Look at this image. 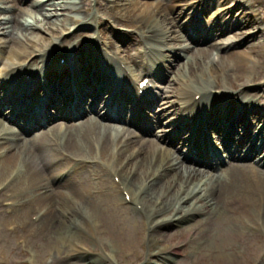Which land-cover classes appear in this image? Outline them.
I'll use <instances>...</instances> for the list:
<instances>
[{
    "label": "bare ground",
    "instance_id": "obj_1",
    "mask_svg": "<svg viewBox=\"0 0 264 264\" xmlns=\"http://www.w3.org/2000/svg\"><path fill=\"white\" fill-rule=\"evenodd\" d=\"M212 1L217 2L218 7L212 16L211 24L200 20L199 15L195 17L194 14V20L185 18L180 26L191 30L189 36L196 46L199 45L197 50L189 45H176L175 43L180 37L174 34L172 28L178 26L183 18L181 16L188 14L186 10L189 8L182 7L184 0H166L165 3L162 0H155L142 3L143 8L140 13L141 18H144L142 25H138L132 15L120 16L117 12H108L115 23L138 27L136 29L137 40L141 43V47L137 48L136 52L130 53V46H125L127 49L115 48L112 45L114 44L112 37H109V42H102L101 38L96 35L91 39L87 49H81L80 43L84 39L78 41V38L89 34V31L78 32L75 35L76 32L71 31L70 27L67 28V23L59 28L62 20L60 16L64 14L59 11L64 10V7L59 8L58 14L47 17L45 22L38 21L30 25V28H36L39 32L37 40L27 37L26 42L19 41L14 48L6 50L7 40L0 38V80H3L0 83V91L5 89L3 86L8 83L7 81L13 82L18 77L19 89L16 94L20 93L18 96L15 94L14 98L13 93L7 97L4 96L2 104H7V106L6 108L0 107L1 114L6 113L13 122H20V119H23L25 124L26 115L30 114L31 119L36 118V113L32 112V108L28 112L22 109L27 100L28 86H30V92L34 91L36 95L38 94V98L43 96L42 92L37 90L39 80L50 92L45 97L49 99L44 106L45 114L48 116L46 107L49 104H53L57 109V115L49 118V122L54 123L50 129L45 130L44 124H39L37 132L26 137L15 133L8 134L6 132L8 128L5 129L0 124V142L8 138L13 140L6 144V153H0V186L5 185L3 187L5 190L0 191V228L6 227V224H2L4 220H12L15 224L8 229V233L14 232L12 235L19 242L29 243L38 235L39 224L42 225L50 219L58 222L56 231L61 239L59 248L61 264L67 262L82 264L80 262H82L83 255L79 251L83 248L81 238L90 233L98 235L99 241H104V233L114 235L116 229L122 228L120 226L116 228V222L123 220L126 211L130 210L129 202L133 204L134 213L137 217L139 215V220L137 219V223L127 227L128 243L132 242L133 231L137 226V236H140L138 246L140 247L146 230L149 229L146 235H149L151 242L162 241L164 237H161L162 235L158 232L163 228V223L193 220V217H199V219L190 226L192 230H195V236L191 240L205 236L216 237L215 229L219 225L222 213L226 239L235 238V242L247 244L249 238L246 232L247 230L253 231L252 233L256 234V243L250 251L257 262L264 260V252H262L264 242L261 237V231L264 234V173L243 159L253 152L262 150L258 156H261L259 163L264 164V135L258 131L256 137L251 140L250 138L254 136L250 133L253 125L252 122L246 120L245 116L252 112L255 113V120L259 121L261 117L264 120V106L258 107L254 98L257 94H251L249 91L250 84L260 76H253L239 70L237 75L235 74V81H232L236 84L231 87L233 89L230 93L223 94V90L217 92L212 87L219 75H227L226 66L215 69L212 67L213 63L235 62L241 67L247 64L252 68L256 62L260 61L259 55L264 51V35L260 34L263 28L260 27L258 13L253 8L254 2L251 0ZM231 1L236 3L228 6L227 4ZM195 2L202 4L206 0ZM255 2L262 3V0ZM137 3L141 2L137 1ZM221 4L224 7L220 6ZM189 6L191 4L187 5ZM102 7L105 5L100 1L99 9ZM180 7L182 9L177 10ZM204 7L203 13L208 12V7L205 5ZM5 8H11V6L7 4ZM235 8H239L238 11H240L236 19H223L224 16H232ZM87 9L86 7L85 10ZM176 13L180 17L177 18ZM102 15L104 14H92L91 18L84 19L81 24L89 27L98 22ZM7 19L15 20V17L9 16ZM1 21L2 19L0 23ZM50 21L53 26L51 24L46 26ZM13 26L20 31L25 29L16 20ZM246 26L252 31L240 43L258 42L250 45L247 51L229 52L239 44L237 40L241 39V35L246 32ZM236 29L238 38L228 36L227 33ZM48 31L57 34L51 40L46 39L44 36ZM109 32L118 41H124L127 38L115 30L114 33ZM191 33H195L194 38ZM68 36L70 38H67ZM133 37L132 35L131 39ZM204 37L206 39L202 41L201 38ZM219 37H223L224 40L219 41ZM57 39L60 40L57 41ZM57 50H59L58 54ZM221 50L228 51L223 54L220 53ZM121 52L126 55L128 71L131 70L133 74L136 71L138 74L145 72L135 85L126 69L122 68V73L118 72L117 59ZM170 52L181 54V57L186 60L185 66L193 65V60L198 58L197 54L203 52L208 53L209 61L201 62L200 70L189 74L184 69H179L173 77L175 86L171 89L170 87L164 89L158 84L164 80V70L173 66V60L167 54ZM257 52L258 55H256ZM146 55L151 59L149 64H144ZM57 56L59 61L58 58L54 59ZM140 57L142 59H139ZM61 58L65 59L64 63L60 62ZM84 61H87L85 66ZM67 62L69 65L72 63V67H69ZM37 63H42V67H36ZM89 64L92 66L89 67ZM219 70L223 73H219ZM119 74L123 76L121 85L118 84L115 76ZM94 75L98 76L96 83L92 79ZM147 75L153 77L155 80L152 82L159 87L154 89L153 95L159 99L160 97L162 100L165 99L175 108L167 114L168 111L166 112L165 108L158 110L153 107L154 115L149 123L154 125L162 123L170 114L173 115L170 119L179 125L185 123L187 126L193 119L194 125L198 126L203 120V125L206 123L208 127L220 130L219 138L224 140V145L228 149L226 153L235 160L233 164L221 167V164L212 162L209 167L217 174L203 176L200 172L186 170L179 164H170V159L163 155L160 146L153 140L140 141L120 134L121 130L118 129L115 130L119 133L116 132L115 136L113 135V124L110 126V124L102 123L97 116L99 106L103 105L104 109L101 110L104 111V117L112 123L118 124L119 122L113 121L120 119L135 121L133 117H139L140 114L137 101L147 96L143 95L136 100L139 95L137 85ZM261 76L263 77L264 74ZM68 81L73 82L68 85ZM126 83L133 85L134 94L129 90L123 95V90H127L125 89ZM231 95H236L238 99L237 103L234 102L236 106H230L229 97ZM117 96L123 98L118 97L116 108L113 111L112 107ZM248 100L250 102L246 103ZM211 102L213 106L215 104L218 106L213 107L214 113L213 110L209 111V108L212 109ZM59 103L62 105L56 106ZM207 106L208 111H204L203 109ZM129 107L135 109L130 117L127 115ZM229 112L235 113H231V117L227 115ZM226 115L227 118L231 117L229 119H231L232 126L235 122L245 126L247 132L243 137L238 138L236 131L229 136H227L228 131L226 134L223 132ZM58 116L69 121L65 128L61 126L62 121L55 120ZM147 126H149L148 123ZM186 126L183 128L179 126L178 130L171 129V131L174 136L178 137L181 134L179 132H183ZM129 130L134 132L133 129ZM165 130L166 128H162L161 131ZM169 134L170 132L167 133L166 138L171 136ZM95 141L99 146L94 144ZM206 143H201L197 148V157L201 160L196 159V162H203V158L209 159L210 148ZM244 144L248 147L245 152L241 151ZM113 146L118 148L117 153H114ZM202 146L204 147L201 148ZM127 150L130 151L128 155ZM239 150L243 154H240ZM123 161L126 163L122 166ZM74 167L77 168L72 170ZM170 170H173L174 174H170ZM113 176L119 177V182L114 181ZM140 180L144 182L140 184ZM173 190L175 195H178V202L172 205V214L164 222L155 221V215L165 208L163 204L165 198ZM153 193H156L155 197H151ZM4 204L7 205L6 208L2 206ZM84 208L88 211L83 210ZM254 210L256 214L252 213ZM248 211H252L251 214ZM141 213H145L150 221L147 228L144 226L146 223L140 217ZM29 214L27 220L26 216ZM34 215H36L35 219ZM112 219H114L113 226L110 223ZM238 221L245 223L244 229L239 226ZM227 240L221 242V245L226 246ZM180 246V242H169L152 251L149 256L178 252ZM66 250L67 252H62ZM104 259L107 260L103 257ZM93 262L104 264V261L96 257ZM218 262L219 264H234L235 261L231 255L221 254ZM128 264H130L129 260ZM137 264H142V260Z\"/></svg>",
    "mask_w": 264,
    "mask_h": 264
},
{
    "label": "rangeland",
    "instance_id": "obj_2",
    "mask_svg": "<svg viewBox=\"0 0 264 264\" xmlns=\"http://www.w3.org/2000/svg\"><path fill=\"white\" fill-rule=\"evenodd\" d=\"M102 1L105 5V7H102L99 9V2ZM137 1H140L141 3L138 4ZM147 1H155V0H0V19L1 25H0V38L2 40H7V48L6 50H10L11 48H14L16 45H18L19 41L26 42V38L29 37L33 40H37L39 35V32L36 28H30L31 24H36L38 21L45 22L47 20V17L53 16L58 14L59 12L64 13L60 18L62 19L59 28H62L64 24H68L67 28L70 27L71 31H74L75 35H77L78 32L83 31H89V34H85L84 36H80L78 38V41H81L80 48L81 49H87L88 44L91 42V39L94 37V35L99 36L101 38L102 42H109V37H112V42L114 41V44H112L115 48H125V46H130L131 52H136L137 48L139 49L141 47V43L137 40V31L136 25L133 27L125 26V23L117 24L113 21L112 18H110L109 13H115L117 12L118 15H132V17L137 20L138 25H142L144 23V18H141V11L143 8L142 3ZM164 3L166 0H162ZM189 1V2H188ZM193 1V2H192ZM196 0H184L183 6L187 9L186 13L187 15H183L181 17L182 20H180L178 26H174L172 29H174V34L178 35L180 38L175 41L176 45H189L191 47H195L197 50V47L199 45H195L187 36V33L191 30H186L185 28H181V24L184 23V19L187 18L188 20H194L195 18L193 15L195 14V17L199 15L200 20L206 21L208 24H211L212 16H214V12L217 10V2H213L212 0H206L205 3L200 4V2H195ZM254 2L253 8L256 9L257 15L260 20V27L263 28V30L260 32V34L264 35V0H262V3L255 2L256 0H251ZM221 3V2H220ZM233 1L229 2L227 4L230 6L231 4H235ZM10 5L11 8H5L6 5ZM191 4V6L187 7V5ZM204 5L208 7L209 11L203 13ZM220 6L224 7L223 4ZM64 7V10H61L58 12L59 8ZM86 7L88 8L87 10ZM182 9L181 7L177 10ZM23 10V12H21ZM200 10V11H199ZM239 8H235L233 10L232 16L227 15L224 16L223 19H236L240 11H238ZM248 11V10H247ZM109 12V13H108ZM250 12V11H249ZM101 15V19L98 20V22H95L93 25H90L89 27L83 26L81 22L86 18H91L92 14ZM218 14V12L216 13ZM15 17V20L18 24H21V26L27 30L20 31L19 29L15 28L13 26V22L15 20L13 19H7V17ZM176 17H180L178 13H176ZM52 21L46 24V26H49ZM53 26V24H51ZM66 29V28H64ZM114 30L120 34L125 35L127 38L124 41H118L115 37H113L109 31H112L114 33ZM13 31L12 33H10ZM238 30H233L232 32L227 33L228 36H232L234 38H238L236 35V32ZM246 32H244L241 35V39L237 40L239 42L238 45H236L235 48H232L229 50V52L234 51H247L248 47L250 45H253L254 43H257L258 41L251 42L249 44H246V42L240 43V41L250 35V32L252 29H250L248 26H246ZM103 32L105 34H103ZM57 34L55 32H50L44 36L46 39L51 40L52 37ZM111 35V36H110ZM134 36L133 39H131V36ZM67 38H70L68 36ZM60 39H57L59 41ZM223 37H219V41H223ZM102 45V44H101ZM225 51L228 50H221L220 53H225ZM59 50H57V53ZM82 52H84L82 50ZM180 52V51H179ZM169 55V58L173 60V66L172 68L168 70H164V80L160 81L158 86L160 88H166L168 89L172 86H175L174 84V73L177 74L178 70H185L187 73H192L195 71H199L201 62H208L209 57L208 53H199L197 54L198 58L194 59L192 62L193 65L189 64L185 66V59L181 57L182 55L177 53L173 54L172 52L167 53ZM258 55V52L257 54ZM260 61L256 62L252 68L248 66L247 64H243L241 67L239 64L235 62L231 63H213V68L220 69L224 68L226 66L225 71L227 72V75L224 74L221 75L217 82L213 84V87H217V91L225 89L229 92L232 90L230 86H235V83H232V81H235L236 73L239 70H243L244 72L251 74L253 76H260L258 79L254 80L249 87V91L251 94H257L255 98L256 103L258 104V107L264 106V76L262 77L261 74H264V51L260 53ZM122 60L125 61L126 55L125 53L121 52L120 57ZM55 59V57H54ZM139 59H142L140 57ZM87 61H84V66ZM197 62V63H196ZM42 63H37L36 67H39ZM160 65V63L158 64ZM89 67L92 65L89 64ZM161 68V66H159ZM162 69H165V67H162ZM209 70V67L207 68ZM210 71V70H209ZM93 71L91 70V73ZM137 73V71L135 72ZM219 73H223L221 70H219ZM236 74V75H235ZM93 80L96 82L97 78L93 77ZM231 80V82H230ZM3 80H0V83H2ZM8 87L7 84L3 86ZM158 87V88H159ZM241 88V87H236ZM169 93V92H168ZM6 94V91H0V95L4 96ZM236 95H234L233 99L230 98L229 102L230 105H235ZM174 97H172L173 99ZM158 99V105L157 109L162 110L163 108L166 109L167 114L171 113L175 108L171 106V103L166 102V100H162L161 97ZM237 103V102H236ZM150 108L149 106H147ZM151 109V108H150ZM255 113H248L246 115V119L250 120V122H253L252 125L256 123L257 120L254 119ZM1 115V114H0ZM170 116L173 117L172 114H170L162 123L158 124L157 126H154L152 129H155V134H158V137L163 134L161 131H159L161 128H173V125H176V121H173L170 119ZM261 117V115H259ZM3 117L0 116V121H2ZM6 121V120H5ZM66 122V121H64ZM259 122V123H258ZM256 123L254 126L256 128H260L264 122L263 118L261 117L260 120ZM261 122V123H260ZM64 124V123H63ZM178 124V123H177ZM121 126L127 127L128 129L133 128L132 122H122ZM179 126V124H178ZM238 134L240 136H243L244 133L240 131L244 125L238 124ZM7 127V126H6ZM160 127V128H159ZM124 130L126 134L129 135V130ZM263 129V127H262ZM187 130V129H186ZM264 131V129H263ZM123 132V131H122ZM114 133H116V130H114ZM140 133V132H138ZM264 134V132H263ZM29 135V134H28ZM141 135V134H140ZM150 134H143L142 137L149 138ZM140 137V138H142ZM238 137V136H237ZM157 144H160L161 141L156 138L154 140ZM6 144L0 143V151L5 150ZM132 150V149H131ZM262 150L258 151V153L252 155L250 159H246L245 161L253 165L255 168L261 169V171L264 173V164L258 165V161L261 156L257 157L258 154L261 153ZM130 153V151L127 150V155ZM177 161V160H176ZM230 161V160H229ZM126 162L123 161L121 164L122 166ZM183 166H188L191 168H197L198 165H194L189 160L181 161ZM77 167L72 168V170L76 169ZM201 169L204 171L205 176L211 175L213 173H216L213 170H208L207 167L202 166ZM190 170V169H189ZM170 174H174L173 170L169 171ZM144 181L140 180V184ZM137 187V186H136ZM135 187V188H136ZM1 194V193H0ZM156 193H153L151 197H155ZM178 195H175L174 190L165 198L164 205L165 208L162 210V212L155 215L154 220L158 222H164L171 214H172V205L175 202H178ZM1 199V195H0ZM150 199V198H149ZM171 206H169V204ZM130 207V210H127L124 216L123 220L117 221L116 228L118 226L122 227L119 229H116V233L114 235H108L104 233V241H99V238H97L96 235L92 234H86V237L81 238L82 242V249L79 250L82 253V264H94L93 260L96 258H99L100 260L104 261V264H128V260L130 264H137L142 260V264H219L218 260L220 258L221 254H229L234 258V264H257L256 261H254V256L252 252L250 251L255 243H256V234L252 233L253 231L246 232V236L249 238L247 244L243 243H237L235 242V238L226 239V236L224 235V225L225 221L223 222V216L221 213V218L219 221V225L215 229L216 237L213 236H205L201 239H193L195 236V230L191 229V225H194L195 222L199 219L196 217H193V220H182V221H175L174 223L169 221L166 223H163V228L158 232L161 234V237H164L162 241H156L151 242L147 236H143L142 238V245L141 247L138 246V241L140 240V236H137V226L134 229V238L132 242L128 243V233L127 227H129L131 224L137 223L138 217L134 213L135 210L133 208L132 204H128ZM3 206V205H2ZM6 208V206H3ZM80 209V208H78ZM8 212H10L9 209ZM83 210L88 211L86 208ZM238 210V209H237ZM85 211V212H86ZM252 212V211H251ZM251 212L248 211L249 214ZM255 210L252 212L254 213ZM226 213H228L226 211ZM230 214V213H228ZM256 214V212H255ZM231 215V214H230ZM27 215L26 219L28 220ZM232 216V215H231ZM247 216V215H246ZM114 217V216H113ZM140 217L142 221H145L146 215L144 213L140 214ZM115 219V218H114ZM114 219L110 221V223L114 224ZM237 219V218H236ZM93 220V219H92ZM126 220V221H125ZM238 220V219H237ZM57 221V220H56ZM94 221V220H93ZM125 222V223H123ZM2 224H6L5 228H0V264H61L60 262V250L61 247V239L59 233L56 231L58 228V222H53L50 220L46 221L44 224H39L38 228V235L33 238L29 243H23L19 242L15 236L12 234L14 233H8V229L13 227L15 222L12 220H4ZM238 224L241 228H245V223L242 221H238ZM124 226V228H123ZM139 227V226H138ZM140 228V227H139ZM146 233V232H145ZM96 236V237H95ZM262 237V233H261ZM228 244L226 246L221 245V242L226 241ZM263 240V238H262ZM18 241V242H17ZM171 242H180L181 246L179 248L178 252L174 253H168L163 254L160 256H149L152 251L157 250L162 245H165L167 243ZM264 242V240H263ZM231 243V244H230ZM238 246V247H237ZM62 252H67L62 251ZM263 252V250H262ZM130 253V255H128ZM103 257L107 258V260H103ZM135 259V262H132L131 260ZM33 260L37 263H34ZM66 264H69L68 262ZM223 264V263H221ZM260 264H264V260L260 262Z\"/></svg>",
    "mask_w": 264,
    "mask_h": 264
}]
</instances>
